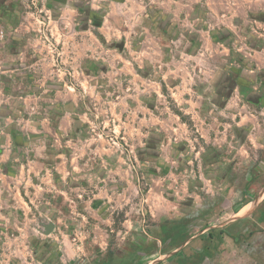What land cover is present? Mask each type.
<instances>
[{
    "label": "rangeland",
    "instance_id": "1",
    "mask_svg": "<svg viewBox=\"0 0 264 264\" xmlns=\"http://www.w3.org/2000/svg\"><path fill=\"white\" fill-rule=\"evenodd\" d=\"M144 1L0 0V264H264V0Z\"/></svg>",
    "mask_w": 264,
    "mask_h": 264
},
{
    "label": "crops",
    "instance_id": "2",
    "mask_svg": "<svg viewBox=\"0 0 264 264\" xmlns=\"http://www.w3.org/2000/svg\"><path fill=\"white\" fill-rule=\"evenodd\" d=\"M152 0H149L147 2H140L141 6L138 9V13L141 14V16L146 17L148 15H152V13L154 12V38L158 40L159 42V47L164 48V46H168L170 45V42L173 41V39L171 37H169V32L174 28L175 26V20L177 19V15L179 14V9L180 7H177L176 5H179L180 3H183L184 1V8L187 11V14L193 12L194 8L197 6V3L202 2L203 0H193V4L195 3L192 11L190 8V0H154V5H152L151 3ZM204 6V3H203ZM183 8V6H182ZM198 10L201 9L202 13L204 12V8L200 6V4H198L197 6ZM212 10L213 8L210 7ZM197 9H195L194 14L196 17H198V11ZM181 14V13H180ZM199 20V18H197ZM166 33L167 35V39H163V37H161V33L162 30ZM229 67V65H228ZM234 68L232 63L230 64V72L229 73H233L234 72ZM225 74L228 73L227 70H224ZM228 73V74H229ZM75 113H73L74 115ZM63 119L66 117L67 115L63 114ZM53 118L48 119V121L50 122V127L51 124L52 126H57V122L58 121H54L53 122ZM29 165H31L29 168H25L23 171H20L19 174H17L18 176L22 177L24 176L25 179H27L28 183L29 180L31 181V186L34 187H40L43 190H47L48 186L44 185L43 183H38L36 181V178L38 179V177L41 176V173L43 175V179H48L52 174L50 173L49 169L47 168V152H45L44 154L42 153L41 156L33 158L32 160H29ZM60 172H63V170H60ZM67 172L64 171V173H61L62 176H64V174H66ZM27 183V184H28ZM55 185V184H54ZM57 187V186H56ZM30 189L28 188V191ZM30 193H33L32 191H30ZM32 201V200H30Z\"/></svg>",
    "mask_w": 264,
    "mask_h": 264
},
{
    "label": "water",
    "instance_id": "3",
    "mask_svg": "<svg viewBox=\"0 0 264 264\" xmlns=\"http://www.w3.org/2000/svg\"><path fill=\"white\" fill-rule=\"evenodd\" d=\"M51 228H52V224H50V225L48 226L47 232H49Z\"/></svg>",
    "mask_w": 264,
    "mask_h": 264
},
{
    "label": "trees",
    "instance_id": "4",
    "mask_svg": "<svg viewBox=\"0 0 264 264\" xmlns=\"http://www.w3.org/2000/svg\"><path fill=\"white\" fill-rule=\"evenodd\" d=\"M212 233V231L210 232V234Z\"/></svg>",
    "mask_w": 264,
    "mask_h": 264
}]
</instances>
